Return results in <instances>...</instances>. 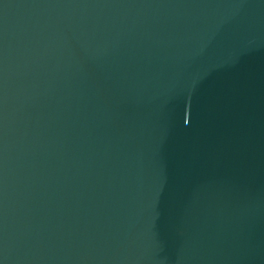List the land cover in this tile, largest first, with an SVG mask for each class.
Listing matches in <instances>:
<instances>
[{
	"label": "water",
	"instance_id": "1",
	"mask_svg": "<svg viewBox=\"0 0 264 264\" xmlns=\"http://www.w3.org/2000/svg\"><path fill=\"white\" fill-rule=\"evenodd\" d=\"M0 264H264V0H0Z\"/></svg>",
	"mask_w": 264,
	"mask_h": 264
}]
</instances>
